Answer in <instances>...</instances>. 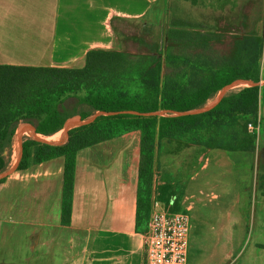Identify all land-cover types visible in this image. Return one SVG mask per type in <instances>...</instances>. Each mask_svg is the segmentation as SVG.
<instances>
[{"label": "crops", "instance_id": "crops-1", "mask_svg": "<svg viewBox=\"0 0 264 264\" xmlns=\"http://www.w3.org/2000/svg\"><path fill=\"white\" fill-rule=\"evenodd\" d=\"M145 1L120 0L122 7L127 11L130 7L131 10L122 12V16L143 17L144 10L139 11V3L142 7ZM199 1L203 7L218 3L216 6L224 9L232 2L248 0ZM130 2L133 5L130 6ZM62 3L63 0H0V65L77 68L84 66L89 51L110 48L111 36L105 26L113 19V0H92V8L83 13L65 11ZM248 82L252 83V87H261L259 84L264 82V75L260 83ZM75 114L83 117L76 111L68 120ZM96 120L97 114L89 119L83 117L80 126L94 125ZM27 122L31 123L33 132L21 127ZM67 122L64 129L51 137L39 134L33 120L22 119L18 124L13 148L8 155L9 169L0 176V264L144 263V234L136 232L139 132L79 152L70 226L62 224L64 159L19 171L25 141L32 139L44 146L64 145L70 139L69 132L76 128L71 127L63 139L60 135ZM56 138L63 141H52ZM45 141L52 143L46 144ZM193 152H196L195 156ZM16 153H19L17 164ZM137 154L139 158L134 160ZM214 154L220 161V166L217 163L220 173L216 176L220 177L212 185L221 186L226 199L212 208L210 214L213 217L210 220L217 228L210 236L205 233L204 205L196 198L208 183L205 172L210 168V158ZM164 157L158 160V167H161L159 162L166 160L162 162L167 168L164 172L178 175L182 168L187 170L177 180H164L156 175L153 201L159 196L158 188L169 183L176 192L172 198L173 207L183 210L179 212L190 213L191 217L194 214L190 248L193 246L196 251L197 264H254V259L263 260L264 249L248 253L246 248L248 154L203 150L193 146L180 154L167 155V159ZM170 163L177 165L173 168ZM226 168L233 172V181L227 182L221 174ZM201 170L202 173H199ZM240 170L242 173H239ZM237 175H243V183ZM177 183L182 185L180 193L174 187ZM261 211V218L264 219V208ZM193 221L197 226L195 238ZM211 243H215L212 248ZM189 264H196L190 261V253Z\"/></svg>", "mask_w": 264, "mask_h": 264}, {"label": "trees", "instance_id": "trees-1", "mask_svg": "<svg viewBox=\"0 0 264 264\" xmlns=\"http://www.w3.org/2000/svg\"><path fill=\"white\" fill-rule=\"evenodd\" d=\"M184 1L201 6L199 0ZM206 28L174 20L166 33L164 52L159 41L140 54L91 50L84 66L77 68L0 65V174L9 169L8 155L22 119L35 121L38 133L51 137L64 129L73 112H80L85 119L101 112L94 125L72 129L64 145L44 146L26 140L19 171L64 159L62 224L70 226L79 152L139 132L136 232L145 234L158 160L164 153L177 155L197 146L255 157L257 129L261 126V87L243 88L228 94L211 110L192 112L204 109L237 81L261 82L264 38L257 29L247 32L222 53L217 46L226 39L221 34L223 29ZM83 117L75 114L68 122H83ZM21 127L33 132L30 122ZM261 169L264 171L263 163ZM262 181L264 184V175ZM157 192V199L170 212L178 211L172 205L176 196L172 185L166 183Z\"/></svg>", "mask_w": 264, "mask_h": 264}, {"label": "rangeland", "instance_id": "rangeland-1", "mask_svg": "<svg viewBox=\"0 0 264 264\" xmlns=\"http://www.w3.org/2000/svg\"><path fill=\"white\" fill-rule=\"evenodd\" d=\"M129 4L130 6L133 5L131 2ZM216 4L218 3H210L208 6L203 7L194 6L191 2H185L182 0H146L142 7L141 3H139V11L142 9L144 10L143 17L125 18L122 16V12H126L127 10L122 7L120 0H113L112 7L114 11L113 19L111 21L112 24L110 23L105 26L106 30L109 32V36H111V41L108 44L110 48L108 50L128 51L132 54L146 53L154 43L159 41L161 49L164 52L168 45L166 33L174 20H183L191 25L207 26L206 29L215 26L220 27L219 29H223L221 34H223L226 39L224 40L223 45L217 46V50L222 53L228 52L235 39L239 36H244L247 32L250 33L257 29L259 34L264 38V0H248L246 2L235 1L227 5L224 9L217 7ZM62 8L66 9L65 11L83 13L92 8V0H63ZM130 11L129 7L127 12ZM71 21L74 22V20ZM90 28H92V26H90ZM262 72L264 75V58L262 61ZM259 85L263 89V101L261 126L258 128V150L255 157L248 155V239L246 246L248 253L264 249V219L261 218V210L264 208V184L262 183L264 171L261 169V165L264 163V82ZM246 87H252V83L244 80L238 81L222 90L204 109L195 111L194 113L208 111L218 105L228 94ZM163 114L165 113L160 112V115ZM81 124L82 122L78 120L68 122L64 132H62L60 136L65 139L67 137L66 133L71 127H77ZM20 134H22V132H20ZM62 138H56L52 141L60 143L63 141ZM132 138H136V136H132ZM52 141H45V143L51 144ZM195 153L196 152H193V156H195ZM261 156H263V158ZM163 157L165 159L167 155L164 153L162 159ZM135 158H139V155H135L134 160ZM210 160L211 166L205 172V175L208 176V183L206 184L203 193L199 194L196 199H199V201L203 203L204 211L206 212L205 233L212 236L215 234L214 229L217 227L215 226V223L210 220V218L213 217L210 213L213 210L212 208L223 203L224 198L226 199V197L221 186L212 185V182L219 180L220 176H216L220 173H218L217 170V163L220 166V161H218L215 154L211 156ZM194 161L195 158L193 157L192 165L195 164ZM162 162H159L161 167H158L156 175L164 180H177L179 177H183V172L187 170L182 168L178 171V173L181 174L178 175L172 173L168 174L164 172L167 168H164L166 164H162ZM136 163H139L138 160H136ZM170 165L175 168L177 164L170 163ZM159 169L160 172H162L160 174ZM199 173H202V170ZM222 173L227 182H229V180L233 181L231 179L233 177L231 169L230 171L228 168L223 169V171H221V174ZM239 173H242V171ZM237 177L240 178L241 183L244 182L243 175H237ZM246 180L247 179H245V181ZM174 187L179 193L182 192V185L179 186L177 183ZM239 197L240 194L236 199ZM177 200L179 201V198ZM196 201L197 200H194V202ZM179 211L183 210H178L177 212ZM193 216L194 214H192V217ZM193 226L195 234L197 226L195 224ZM195 237L196 234L194 235V238ZM214 245L215 243H211V248ZM190 249V261H194L197 264L198 260L195 258L196 251L193 249V246ZM254 260L257 262L255 263L254 261V264H264V259Z\"/></svg>", "mask_w": 264, "mask_h": 264}, {"label": "built area", "instance_id": "built-area-1", "mask_svg": "<svg viewBox=\"0 0 264 264\" xmlns=\"http://www.w3.org/2000/svg\"><path fill=\"white\" fill-rule=\"evenodd\" d=\"M255 131L253 125H249ZM258 130V129H257ZM192 217L188 212H170L154 199L142 264H189Z\"/></svg>", "mask_w": 264, "mask_h": 264}, {"label": "bare ground", "instance_id": "bare-ground-1", "mask_svg": "<svg viewBox=\"0 0 264 264\" xmlns=\"http://www.w3.org/2000/svg\"><path fill=\"white\" fill-rule=\"evenodd\" d=\"M242 85V84H241ZM229 89V88H228ZM220 100V99H219ZM217 101V100H216ZM214 103V102H213ZM212 105V104H211ZM214 107V106H213ZM19 149V148H17ZM19 161V153H16V156H15V164H17Z\"/></svg>", "mask_w": 264, "mask_h": 264}, {"label": "water", "instance_id": "water-1", "mask_svg": "<svg viewBox=\"0 0 264 264\" xmlns=\"http://www.w3.org/2000/svg\"><path fill=\"white\" fill-rule=\"evenodd\" d=\"M212 109H213V108H212ZM210 110H211V109H210ZM192 113H194V112H192ZM192 113H188V114H192ZM100 115H102L101 112H100V113H97V118H98V116H100ZM178 115L180 116V115H185V114H178ZM1 175H3V174H0V176H1Z\"/></svg>", "mask_w": 264, "mask_h": 264}]
</instances>
